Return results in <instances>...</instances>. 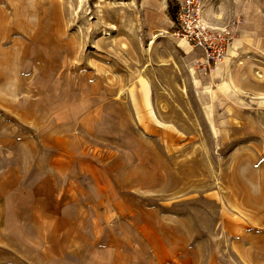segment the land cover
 Here are the masks:
<instances>
[{
    "label": "rangeland",
    "instance_id": "1",
    "mask_svg": "<svg viewBox=\"0 0 264 264\" xmlns=\"http://www.w3.org/2000/svg\"><path fill=\"white\" fill-rule=\"evenodd\" d=\"M131 1L0 0V264H264V53L207 102L175 0L153 46Z\"/></svg>",
    "mask_w": 264,
    "mask_h": 264
},
{
    "label": "built area",
    "instance_id": "2",
    "mask_svg": "<svg viewBox=\"0 0 264 264\" xmlns=\"http://www.w3.org/2000/svg\"><path fill=\"white\" fill-rule=\"evenodd\" d=\"M208 0H175L176 12L173 37L185 42L193 53V67L200 72H210L221 66L237 49L242 34L238 18L229 25H216L204 17Z\"/></svg>",
    "mask_w": 264,
    "mask_h": 264
},
{
    "label": "bare ground",
    "instance_id": "3",
    "mask_svg": "<svg viewBox=\"0 0 264 264\" xmlns=\"http://www.w3.org/2000/svg\"><path fill=\"white\" fill-rule=\"evenodd\" d=\"M88 0H81L82 4H87ZM213 1L210 0V5L208 7V12L210 15H212L214 18V22L211 21L209 18L207 12V7L204 11V17L216 24L219 25L217 22L221 20L222 16V10L219 7V5L216 4V6H213ZM235 1V12L239 14L241 12V9L244 10L246 13L247 19L250 21V14H253L251 5H244L242 0H234ZM164 0H142L141 1V7L142 11L145 14V20L146 22L151 26V35L153 42L151 45H155L157 40L160 38H165L166 30L163 26L162 22L164 20L163 17V7H164ZM129 6L130 11H138L139 5L136 0H132L130 3H127ZM113 7H116L118 9H127L126 8V2H120V3H113ZM246 24L243 22L241 26L238 27V30H240L242 37L240 40L241 46L237 47V51L233 53L234 58L227 59L221 66L217 67L216 69H213L211 73H207L202 77V80L200 82H196V85L198 86V91L200 92L203 99L207 102H210L212 99L215 98L217 92H215L211 86L209 85V81L207 79H216L219 81L220 84H223L226 86L227 90H230L232 85H234L235 82L240 81V77L242 74V71L244 69V62L242 63V59L237 60L238 54L242 53L243 51L247 49H255L262 51L264 53V38L262 36L261 42L259 45L255 46L254 42L257 39L256 34L258 33L257 29L255 30V27L253 26L252 22L250 21ZM152 25L156 26V30H152ZM221 26V25H220ZM113 34L110 33L109 37H111ZM259 42V41H258ZM183 45H187L185 42H182ZM193 54L191 56L192 60ZM221 89V88H220Z\"/></svg>",
    "mask_w": 264,
    "mask_h": 264
},
{
    "label": "crops",
    "instance_id": "4",
    "mask_svg": "<svg viewBox=\"0 0 264 264\" xmlns=\"http://www.w3.org/2000/svg\"><path fill=\"white\" fill-rule=\"evenodd\" d=\"M162 24H163V26L165 27V28H169V27H172V25L170 24V21L166 18V19H164L163 20V22H162ZM174 24V23H173ZM6 141H7V138H6ZM13 148V147H12ZM2 149H4L3 148V144L1 143L0 144V151H2ZM8 152V150L5 152V153H7ZM10 153V152H9ZM13 153V152H12ZM0 154H3V152H0ZM8 158V157H7ZM7 160L8 159H6V162H7ZM11 160V159H10ZM13 164H14V166H13V168L15 169V172H16V174L15 175H17V174H19L20 175V173H21V171H23L22 170V168H23V166H22V163H21V157L19 156L18 158H17V160H15V161H11ZM23 162V161H22ZM19 177V176H18Z\"/></svg>",
    "mask_w": 264,
    "mask_h": 264
},
{
    "label": "trees",
    "instance_id": "5",
    "mask_svg": "<svg viewBox=\"0 0 264 264\" xmlns=\"http://www.w3.org/2000/svg\"><path fill=\"white\" fill-rule=\"evenodd\" d=\"M176 10L173 8H170V14L171 16L176 20ZM11 121H13L14 123H18L14 118L12 117H8Z\"/></svg>",
    "mask_w": 264,
    "mask_h": 264
}]
</instances>
